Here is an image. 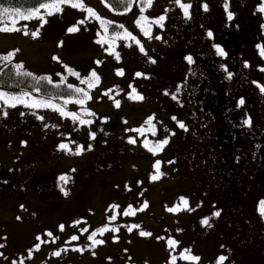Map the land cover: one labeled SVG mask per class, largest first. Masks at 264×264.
<instances>
[{"label":"rangeland","instance_id":"374dc122","mask_svg":"<svg viewBox=\"0 0 264 264\" xmlns=\"http://www.w3.org/2000/svg\"><path fill=\"white\" fill-rule=\"evenodd\" d=\"M184 2L192 5L190 19L175 0H153L151 7L135 0L131 11L113 10L104 0H84L104 20L116 23L109 25L108 36L127 29L143 52L123 38L110 52L109 44L97 43L103 36L100 22L68 5L51 16L41 9L46 24L36 17L17 19L20 31L0 32V56L15 52L0 67L22 64V72L52 84L43 93L38 87L16 92L0 83V92L28 93L29 103L56 105L92 121L80 124L51 107H10L0 101V264H172V256L176 264H219L221 255L228 258L224 264H264V218L256 206L264 198V92L257 86L264 85V13L256 8L259 0ZM161 15L166 16L162 28L154 23ZM140 16L153 21L151 38L136 24ZM80 20H85L80 30L69 33ZM35 31L39 36L33 38ZM214 45L227 56H219ZM92 71L100 80L89 89L81 80ZM63 84L84 88L91 99L83 106L70 101ZM132 88L144 99H130ZM84 108L95 115H85ZM150 117L155 135L130 131L147 129ZM249 118L251 126L244 124ZM181 122L187 130L178 126ZM130 138L136 143L130 144ZM164 139L169 143L155 155L143 145L144 140ZM61 143L73 151L83 145L85 151L72 155L59 148ZM157 160L163 175L152 180ZM61 175L71 177L63 185L68 195L61 191ZM180 197L188 199V207L169 212L182 203ZM129 206L135 214L124 216ZM112 215L117 218L110 222ZM204 218H213L211 226L200 229L197 222ZM133 224L140 228L129 232ZM105 225L109 230L101 235L98 229ZM93 232L103 244L91 247ZM73 235L79 239L71 241ZM187 235H193L194 244ZM168 239L178 244L170 248ZM185 249H196L192 254L200 260L180 259ZM56 251L61 255H53Z\"/></svg>","mask_w":264,"mask_h":264},{"label":"snow or ice","instance_id":"6c2138e0","mask_svg":"<svg viewBox=\"0 0 264 264\" xmlns=\"http://www.w3.org/2000/svg\"><path fill=\"white\" fill-rule=\"evenodd\" d=\"M124 4H125V9L127 11H131V6L133 3H135V0H123ZM142 4H146L147 7H151L153 4V0H141ZM175 4L182 10L184 17L186 18H191V7L192 5L190 3H186L184 2V0H175ZM63 5H68L71 6L74 9H79L85 13H87V17L88 18H94L95 20H98L100 22V25L103 29V36H101V39H99L97 41V43H101V44H109V51H112V48L115 45V41L118 39H125V40H132L134 41L137 45H140V51H144L143 46L141 45V42L139 39H137L136 36H134L131 32H129L127 29H124L123 25H120L119 27L124 29L123 33L121 32H113V34L111 36H108V32H109V25H111L113 22L112 21H106L104 20L93 8L91 7H87L84 3V0H49V2L47 3H40L38 5V7H35L33 9H30L27 11V13L21 12V10L19 8H13L10 9L9 7H0V32H15V31H20L21 29L17 28L15 25L17 23V19H22V20H28L31 19L33 17L39 18L43 24L47 23V20L44 18L43 15H41V9L46 11V14L51 16L54 15L56 13H61L63 12ZM111 5H109L110 7ZM203 10L207 11L208 10V5L205 3L202 5ZM225 10L227 12V18L228 20H232L234 18L233 13L231 11H228V4L226 3L224 5ZM146 10V9H145ZM261 12H264V6H261L259 9ZM166 16L165 15H161L159 18L155 19L154 23L156 25H159L161 28L164 26L163 22L165 21ZM85 23V20H80L78 21L77 25L69 27L67 29V31L69 33H75L78 32L80 30L79 25H82ZM153 21L147 17V16H140L137 21L136 24L141 28V31L143 32V35L145 37H149L151 38L152 36V25ZM43 24L41 26H43ZM24 35H29V33L27 31H24ZM33 38H36L39 36V32L35 31L31 33ZM207 35L209 37L213 36V33L211 31H209L207 33ZM157 39H159V37H156ZM61 46H62V42H61ZM216 52L219 56L221 57H226L227 56V52L225 51V49L220 46V45H214ZM260 54L261 56H264V46H261L260 49ZM15 56V52H11L8 53L7 55H3L0 56V60H3L5 62H11L12 58ZM54 59H59L58 57H54ZM117 59H119V56L117 54ZM188 61L191 63L192 62V57H187ZM153 63H155V61H152ZM97 63L99 64L100 62L97 61ZM23 68L22 64H16L15 65V69H16V73L18 75H26V76H30L31 73H27V72H21V69ZM225 71H227V68H225ZM261 71H264V69H261ZM68 72L71 75H75L77 77H79V73L73 72L72 69H68ZM118 74H123V71L121 70ZM137 76H141L143 74L141 73H137ZM228 78L231 79V73L228 74ZM43 79V78H41ZM100 77L98 76V74L95 71H92L90 73V76L88 78L82 79L81 83L82 84H86L87 87L89 89L95 87L98 83H99ZM49 83H51V81L49 80ZM260 90L262 92H264V85H257ZM69 87L71 88L72 86L69 85ZM75 93L80 94L79 99H77L75 101V103L83 106L85 104V101L88 99H91V96L89 95L88 91H86L84 88H75L74 89ZM107 95V93H105ZM28 93H25L24 96H15V95H9L8 93H4V92H0V101H3L4 104H8L10 107H16L17 104H24L25 106L28 107H33V108H38L41 106H45V107H51L56 111H59L61 115L63 116H70L72 118V120L75 121H79L80 124H91L92 121L90 120H85L81 117V115H79L76 112H65L62 108L57 107L56 105H52V104H42V102L37 101V100H33L31 103L28 102V100L26 99V97L28 96ZM129 98L133 99V100H143L144 97L142 95H139L136 93V89L132 88V92L129 94ZM175 99V97H173ZM69 101H66V103H68ZM240 105L244 104V100L241 99L239 101ZM115 106L116 107H120V101L119 100H115ZM84 114L85 115H95V113H91L89 112L86 108L83 109ZM4 115H7V113L5 112ZM39 119L43 120V117H39ZM173 119H175V117H173ZM154 117H150L147 120V129L145 128H139V129H131L130 131H135L138 132L141 136L144 135L145 131H151V133L153 135L156 134V126L153 123ZM251 119H246L244 121L245 125L251 126ZM178 126L182 129H185V125L181 122L178 124ZM174 135V133H173ZM91 139H95V133L91 134ZM130 144H135L136 140L134 138H130L128 141ZM169 143L168 139H164L161 141H157L155 143H152L148 140H144L143 145L145 148H147L150 152H152L154 155L162 150L164 148L165 145H167ZM59 148L61 150H65L68 153L72 154V155H81L84 151L85 148L83 145H80L77 147V149L75 151H73L71 149V147L68 144L65 143H61L59 145ZM89 150H91V147L89 146ZM169 163H173V161H169ZM154 169H155V174L151 177L152 180H157L160 178V176L163 175V173L160 171L161 169V161L157 160L154 164ZM72 171H75V169H73ZM71 177L66 176V175H61L59 177V181L62 182V186H61V191L64 193V195H68V192L64 190L63 185H67L70 181ZM180 201L182 202L181 204H178L174 207H170L167 210L169 212H176L178 208H180L181 206L187 208L189 205V201L187 198L185 197H180ZM147 203L144 204L143 208L140 209V211H143L144 208H147ZM23 207V206H21ZM113 208H118V205H113ZM111 210V209H110ZM260 212L262 215H264V201L261 202L260 205ZM135 214V210L129 206V208L123 212L124 216H128V215H134ZM214 216H219L220 212L216 211L213 213ZM116 215H112L109 217V221H115L116 220ZM17 219H20V217H17ZM76 223H79V221H77ZM202 224H204L205 226H211L209 223V218H205L202 220ZM134 228H140V225L138 224H133L131 226L128 227V231L131 232ZM60 230L63 231L64 230V225H60ZM108 226L105 225L104 227L98 229V232L102 235L105 231H108ZM114 232H118L119 228H113L111 229ZM82 232H87L88 229L84 228L81 230ZM48 236H52L53 234L51 232L47 233ZM96 232H93L91 235L88 236V239L92 242L91 247H95L96 245H100L103 244L104 241L103 240H98L96 239ZM139 235L141 236H151L152 233L150 232H146V231H140ZM38 240H40L41 238L38 236L37 237ZM55 239H53V242H55ZM79 239V237L77 235H73L71 237V241H77ZM158 239H164L163 237H159ZM46 242V241H41ZM167 244L170 248L175 247L178 242L175 241L174 239H168L167 240ZM4 245L0 244V248H3ZM36 249H39V244L36 245ZM66 250V249H65ZM73 250H81V249H73ZM95 254V253H93ZM0 255H3V253H0ZM31 255V253L29 254ZM53 255L55 256H60L61 255V251H56L53 253ZM180 259L185 260V261H191V262H198L200 260V257L195 256L193 254H191V250L190 249H185L181 254H180ZM228 258L226 256L221 255L220 257H218V262L219 264H224V262L227 260ZM171 262L172 264H176L177 262V257L176 256H172L171 257ZM13 264H16L15 261H13ZM20 264H23V261L20 262Z\"/></svg>","mask_w":264,"mask_h":264},{"label":"trees","instance_id":"16d2710c","mask_svg":"<svg viewBox=\"0 0 264 264\" xmlns=\"http://www.w3.org/2000/svg\"><path fill=\"white\" fill-rule=\"evenodd\" d=\"M47 1H49V0H0V7H9L10 9L19 8V9H24V10L25 9H33V8L37 7L40 3H44ZM105 1L109 5H111V7L113 9L122 10L125 8L124 7L125 4H124L123 0H105ZM259 1H260V5L256 7L258 9H260L261 6H264V0H259ZM258 11H260V10H258ZM261 13H264V12H261ZM263 23H264V19H263ZM27 73H29V72H27ZM0 83L2 86H7V87L11 86L12 88H15L17 90L16 92H22V89L30 90V89L38 87L40 90L43 91V93L44 92L48 93V89L52 88V84L45 81V79L37 78L33 74H31L30 76L18 75L16 73L15 66L12 63L4 65L3 67H0ZM60 87H62V89H64V90L66 89L65 92L68 91L69 94H71V92H73L72 88L70 89V87H68L66 84L60 85ZM65 92H62V94H65ZM259 201L257 202L256 206H258L257 210H258L259 214H261L260 205H261V202L264 201V198L263 199L260 198ZM262 217L264 218V215H262ZM212 219L209 220V223H211ZM197 225L199 226L200 229L209 228V226H205L204 224H202V222H200V223L197 222ZM186 239L188 242H190V244L194 242L193 235H191V236L187 235ZM189 247H191V245H189ZM195 252H196V249L191 251V254L192 253L195 254ZM202 263H203V261H202ZM184 264H189V263H184Z\"/></svg>","mask_w":264,"mask_h":264},{"label":"flooded vegetation","instance_id":"af4514ba","mask_svg":"<svg viewBox=\"0 0 264 264\" xmlns=\"http://www.w3.org/2000/svg\"><path fill=\"white\" fill-rule=\"evenodd\" d=\"M24 172L20 171L19 174H23Z\"/></svg>","mask_w":264,"mask_h":264}]
</instances>
